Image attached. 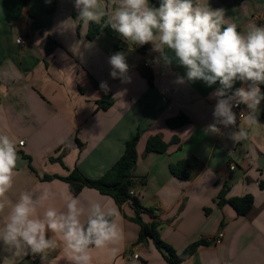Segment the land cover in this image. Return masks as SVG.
Segmentation results:
<instances>
[{"label":"crops","instance_id":"1","mask_svg":"<svg viewBox=\"0 0 264 264\" xmlns=\"http://www.w3.org/2000/svg\"><path fill=\"white\" fill-rule=\"evenodd\" d=\"M104 2L112 7L116 0ZM201 3L224 9L225 18L238 30L253 21L264 25V0ZM78 16L74 0H0V133L13 136L17 147L22 140L26 143L18 150V175L8 199L15 202L26 190H70L63 179L75 169L88 179H99L122 157L126 143L138 136L132 191L145 210L143 221L156 222L162 240L179 254L196 241L224 233L221 244L201 246L183 264H264L261 104V126L249 129L247 139L232 140L231 126L218 125L220 132L212 133L208 126L214 122L216 99L211 97L219 82L208 86L202 80L188 81L186 69L176 62L154 63L159 54L151 51V44L132 45L110 27L90 40L92 22L85 25ZM20 37L25 45L17 43ZM50 39L57 45L48 53ZM117 52L124 53L128 71L113 78L109 58ZM178 77L185 82L177 83ZM241 86L246 85L237 81L234 89ZM108 95L113 105L101 110L99 102ZM180 114L190 122L170 128L167 121ZM154 136L170 144L166 153L146 155ZM192 157L198 160L192 177L176 178L171 166ZM226 189L228 200L254 197L248 215L239 217L230 205H218ZM78 197L84 203L114 201L90 188ZM47 205L64 210L59 196ZM118 207L124 235L116 245L119 254L95 250L92 264H170L152 240L138 242L140 226L133 221L132 202ZM4 216L0 213V226ZM8 256L0 244V264ZM32 257L21 255L15 264H41L39 255L36 263ZM43 264H67L62 248L49 252Z\"/></svg>","mask_w":264,"mask_h":264},{"label":"clouds","instance_id":"2","mask_svg":"<svg viewBox=\"0 0 264 264\" xmlns=\"http://www.w3.org/2000/svg\"><path fill=\"white\" fill-rule=\"evenodd\" d=\"M74 6L85 25L103 21V26L132 45L151 44V51L159 54L153 62L165 66L176 62L186 69L188 81L202 80L208 86L219 82L211 97L216 104L208 131L219 133L218 125L231 126L235 131L230 138L239 142L248 138L249 129L261 126L256 113L264 100L260 87L264 84V25L253 21L238 30L236 23L225 18L224 9H212L201 0H160L158 6L150 0H116L112 7L104 0H74ZM109 63L113 78L128 71L122 52L113 54ZM237 81L246 86L234 89ZM184 82L185 77L177 78V83ZM240 105L248 110L239 114L243 126H238L233 111ZM19 162L15 138L0 133V213L5 214L0 244L10 253L3 264H15V258L28 253L39 255L43 264L58 247L67 264H92L95 250L108 249L112 257L119 254L116 245L124 235L115 201L100 198L84 203L67 188L60 193L44 188L23 191L12 202L7 194ZM57 196L64 201V210L47 205Z\"/></svg>","mask_w":264,"mask_h":264},{"label":"trees","instance_id":"3","mask_svg":"<svg viewBox=\"0 0 264 264\" xmlns=\"http://www.w3.org/2000/svg\"><path fill=\"white\" fill-rule=\"evenodd\" d=\"M24 3H29L32 0H22ZM151 4L159 5L160 0H150ZM108 29L101 24L91 23L88 38L94 39L100 33ZM54 45H57L53 40H49L47 51L50 53ZM146 48V47H145ZM145 48L142 51H145ZM261 92L264 93V84L260 85ZM113 105L111 95L106 96L99 102L101 110H108ZM262 114L264 118V100L261 101ZM190 122L189 118L180 114L179 116L169 119L167 125L170 128H179ZM138 142L139 137L129 140L126 143L125 151L122 157L108 170L101 178L92 180L85 177L78 169L73 170L68 177L63 179L68 185L71 192L78 196L85 188H90L98 191L104 196L112 198L118 206H123L125 203L132 202L136 216L133 221L140 226V234L138 242H147L152 240L156 249L161 252L170 264H183L195 253L201 246L211 245L210 241L200 240L189 245L182 253H177L170 245L165 243L160 235L159 226L156 222L146 223L143 221L142 214L144 208L139 199L135 195H131L133 188V175L138 164ZM174 143L177 140L173 141ZM169 143H166L160 136L151 137L146 145V155L159 153L163 154L168 151ZM60 161V160H59ZM198 164L195 157L179 162L171 166V173L180 180H189L192 177L193 171ZM45 180H51L50 177H45ZM227 189L222 191L218 197V205H230L239 217L248 215L254 206V197L246 195L244 197H236L231 200L227 198ZM209 212V211H208Z\"/></svg>","mask_w":264,"mask_h":264},{"label":"built area","instance_id":"4","mask_svg":"<svg viewBox=\"0 0 264 264\" xmlns=\"http://www.w3.org/2000/svg\"><path fill=\"white\" fill-rule=\"evenodd\" d=\"M17 43L20 44V45H25V44H26L25 40H24L22 37H20V38L17 39ZM147 66H148V65H147ZM233 111H234L235 113H237V124H238V123H240V122L243 121V120H240V119H239V114H240V112H241V111H244V112L246 113L248 110H247L246 107L240 105L239 107H234V108H233ZM245 118H246V117H245ZM25 144H26V143H25L24 140L20 141V142L18 143L17 151H18L19 149H21V148H24V147H25ZM234 169H235V166L232 167V170H234ZM131 195H135V193H134L133 191H131ZM223 239H224V233L221 232V233L218 234V236H216L215 238H213V239H211V240H209V241L211 242V244H214V245L217 246V245H219V244L222 243ZM134 257H135V258H138L137 255H135ZM37 260H38V258H37L36 256H34V257L31 258V261H32V262H35V263H36Z\"/></svg>","mask_w":264,"mask_h":264},{"label":"water","instance_id":"5","mask_svg":"<svg viewBox=\"0 0 264 264\" xmlns=\"http://www.w3.org/2000/svg\"><path fill=\"white\" fill-rule=\"evenodd\" d=\"M256 115L258 116V118H260V117H261V110H260V109H258V111H257Z\"/></svg>","mask_w":264,"mask_h":264}]
</instances>
